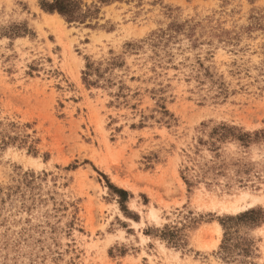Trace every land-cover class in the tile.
Here are the masks:
<instances>
[{
    "label": "rangeland",
    "instance_id": "374dc122",
    "mask_svg": "<svg viewBox=\"0 0 264 264\" xmlns=\"http://www.w3.org/2000/svg\"><path fill=\"white\" fill-rule=\"evenodd\" d=\"M53 1L0 0V264H264V0Z\"/></svg>",
    "mask_w": 264,
    "mask_h": 264
},
{
    "label": "trees",
    "instance_id": "16d2710c",
    "mask_svg": "<svg viewBox=\"0 0 264 264\" xmlns=\"http://www.w3.org/2000/svg\"><path fill=\"white\" fill-rule=\"evenodd\" d=\"M42 9L48 13H58L68 23L83 21L86 18V15L82 13L81 0H54L52 3L44 4L42 6ZM87 68L90 69L91 66H87ZM220 129L221 131L223 130V132L219 134L220 141L227 139V137L229 136H232L235 139L239 140L241 143H243V146H249L253 142H257V141H264V131L254 133V135H252L249 133H242V130L233 127L229 128L223 126L220 127ZM113 189L119 195L121 199V203L125 202L129 193L124 190L117 189L115 187H113ZM255 213L256 212L251 211L249 213H245L235 218H227L226 220L223 221L222 225L225 228V237H224L222 249L225 250L226 257L232 255L233 249L237 247V246H233L231 243L233 237L226 226V222H239V221L250 220V218Z\"/></svg>",
    "mask_w": 264,
    "mask_h": 264
},
{
    "label": "bare ground",
    "instance_id": "6f19581e",
    "mask_svg": "<svg viewBox=\"0 0 264 264\" xmlns=\"http://www.w3.org/2000/svg\"><path fill=\"white\" fill-rule=\"evenodd\" d=\"M243 200H244V199H242V201H240V203L243 202ZM236 202H238V201H236ZM236 202H235V203H236ZM235 203H234V204L232 203V204H230V205H226V204H225L226 206H223V209H224V210H227V212H228V211H232V212L235 211V212H237V211H239L240 208L236 205V204H238V203H236V204H235ZM261 203H264V197H257V198H254V197H253L251 204H250V203H249V204H250L251 206H254L255 204H261ZM247 205H248V204H247ZM246 207H247V206H246ZM244 208H245V207H244ZM235 212H234V213H235ZM237 213H238V212H237Z\"/></svg>",
    "mask_w": 264,
    "mask_h": 264
}]
</instances>
